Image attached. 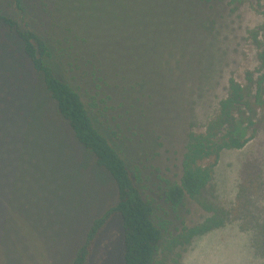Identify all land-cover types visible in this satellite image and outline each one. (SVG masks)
<instances>
[{
    "label": "rangeland",
    "instance_id": "rangeland-1",
    "mask_svg": "<svg viewBox=\"0 0 264 264\" xmlns=\"http://www.w3.org/2000/svg\"><path fill=\"white\" fill-rule=\"evenodd\" d=\"M4 3L5 13H24L35 28L73 40L70 56L78 70L68 76L87 72L81 82L98 93L95 110L104 111L105 134L128 166L137 167L168 223V238L202 222L208 214L195 202L186 200L174 212L159 188L179 182L187 135L201 131L214 114L229 78L245 86L255 72L247 31L264 24L255 0L203 6L201 32H166L169 50L164 45L158 51L146 38L132 45L130 30L122 28L112 35L123 38L117 48L116 40L100 44L95 35L114 34V19L92 12L93 0H23L25 12ZM19 63L15 73L0 66V264H67L92 221L116 203V186L76 142L28 61ZM93 72L101 80L91 79ZM253 122L256 131H247L242 149L221 153L205 194L230 211L227 223L163 252L159 264H264L250 232L255 220H264V112ZM88 264H123L121 216L101 232Z\"/></svg>",
    "mask_w": 264,
    "mask_h": 264
},
{
    "label": "trees",
    "instance_id": "trees-1",
    "mask_svg": "<svg viewBox=\"0 0 264 264\" xmlns=\"http://www.w3.org/2000/svg\"><path fill=\"white\" fill-rule=\"evenodd\" d=\"M213 1L217 0H195L186 5V0H93L99 6L94 5L92 12L114 19L111 24L114 34L99 30L95 37L100 44L106 45L114 44L116 40L114 45L117 48L119 39L123 38L112 35L122 28L130 30L126 37L134 46L146 38L154 51L164 45L168 49L166 32L168 35L169 31L174 34L177 30L179 33L181 30L201 32L198 29L204 13L201 9L210 7L209 3ZM4 2L7 7L13 5L19 12H25L23 0ZM245 2L228 0V4L234 7ZM255 3L257 12L264 17V0H255ZM4 8L1 4L0 26L4 31L3 34L0 32L1 69L9 68V73H15L21 67L19 62L22 58L28 61L55 103L57 115L76 142L92 155L96 166L106 171L116 186V203L92 221L67 264H88L101 232L118 215L122 219L123 264H159V256L163 252L224 227L230 211L205 194L212 183L221 153L242 149L248 141L247 131H256L253 128L255 116L264 112V24L247 31V38L256 51L255 72L248 73L245 86L233 77L229 78L226 95L218 101L214 114L201 131H191L187 135L179 182H164L159 188L163 201L172 211L177 212L189 200L208 214L202 222L183 226L177 236L169 239L168 223L159 214L157 201L146 192L137 167L128 166L112 139L105 134L108 129L100 118L104 111L97 115L99 113L95 110L98 93L90 94L81 82L87 77V72L83 71L79 79L68 76L78 70L70 56L73 40L70 36L61 40L57 32L47 31L41 26L35 28L24 13L17 18L5 13ZM160 55L162 53H158ZM111 58L114 59L113 56ZM94 76L101 80L97 72L91 74V79ZM250 232L255 251L264 257V220H255Z\"/></svg>",
    "mask_w": 264,
    "mask_h": 264
}]
</instances>
